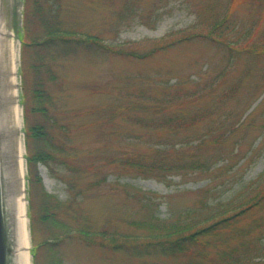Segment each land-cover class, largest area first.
<instances>
[{
  "label": "rangeland",
  "instance_id": "1",
  "mask_svg": "<svg viewBox=\"0 0 264 264\" xmlns=\"http://www.w3.org/2000/svg\"><path fill=\"white\" fill-rule=\"evenodd\" d=\"M156 1H136L141 15L121 21L124 0H53L63 27L75 32L66 37L77 40L25 52L19 34L38 42L44 32L29 11L24 29L23 0H0V23L17 55L31 264L33 247L44 241L54 247L42 249L36 264H180L179 258L121 251L110 239L143 235L130 222L144 219L149 210L169 220L196 207L203 196H210V202L226 200L264 169V0ZM213 1L221 8L233 1L236 36L249 44V51L242 44L233 47L234 60L214 40L178 44L145 59L113 52L147 51L170 32L193 24L198 3ZM86 35L97 37L98 44L83 42ZM40 63L37 76L52 97V126L45 140L25 135L28 124L43 121L28 112L31 101L24 95V87L30 88L35 79L33 65ZM211 83L213 90L203 97L155 102L176 89L188 93ZM162 109L195 120L177 127L154 126L149 120L163 114ZM227 115L225 130L209 128ZM158 135L175 136L176 146L168 147L196 153L204 167L162 174L133 169L129 161L152 154ZM51 145L52 152L46 147ZM37 148L58 158L36 162L30 170L26 157ZM31 171L39 183H30ZM44 193L61 203L56 218L64 230L43 212ZM146 198L152 199L149 207L142 205Z\"/></svg>",
  "mask_w": 264,
  "mask_h": 264
},
{
  "label": "trees",
  "instance_id": "2",
  "mask_svg": "<svg viewBox=\"0 0 264 264\" xmlns=\"http://www.w3.org/2000/svg\"><path fill=\"white\" fill-rule=\"evenodd\" d=\"M136 1L140 2V0H124L123 7L118 13L121 21L129 15H136V13L141 15L143 10L135 9L134 3ZM30 3H33L32 8L28 6ZM232 3L233 1L226 3L222 8L215 1L208 4L198 3L195 11L196 19L189 27L170 32L160 41L155 42L152 48L144 52L135 49H113V52L137 59H145L178 44L194 40H214L227 48L232 61L236 58L232 54L234 46L238 47L242 44L244 50L249 51L250 49L248 43L241 41V36H236L235 31L238 23L232 12ZM23 4L25 7L23 14L24 29L27 25V12L29 11L32 16L37 18L44 32V38L38 42L33 38H25L22 33L19 34L23 51L34 50L33 47L39 45L45 48L51 47L54 46L53 43L57 44V41L69 43L72 40H77L66 37L75 32L63 27L57 15L59 9L55 8L53 0H23ZM249 31V29H245L247 35ZM233 32L234 34H232ZM84 37L81 39L83 42L98 44L97 37L93 35ZM39 66L42 67L43 63L33 65L35 79L30 88L28 85L24 87V95H27V102L31 101V105L28 103V112L41 115L43 121L28 124L25 135L28 139L42 138L45 140V138L47 139V131L51 130L52 126L48 116L52 97L46 82L43 81L44 79L37 76L39 75ZM24 80H26L25 75L23 76ZM212 86V83L211 85H202L188 93L176 89L173 95L167 94L161 99H156L155 102L166 104L170 101L178 102L185 98L203 97L205 93L213 90ZM27 91H29L28 94ZM218 105L215 107L218 108ZM165 110L162 109L163 114L153 116L149 122L157 127L161 125L177 127L195 120V116L187 117V119L178 113L168 115ZM24 111H26L25 105ZM228 116L223 119L219 117L214 126L209 128L216 130V132L225 130L228 127L226 124ZM174 138L175 136L164 138L158 135L154 141V145L157 146L151 150L152 154L142 155L140 159H131L129 161L130 166L140 172L152 174L181 173L203 168V159L197 157L196 153L189 155L181 152V150L185 151L181 147L180 149H174V146L168 147L170 143L176 146V143H172ZM46 147L48 149L55 148L54 145ZM54 158L58 157L37 148L31 151L26 160L28 168L31 170L34 163L44 162L48 164ZM59 164L64 166L65 161L61 160ZM29 180L33 185L40 182L37 174L32 171ZM44 194L46 200H44L43 212H49L48 220L50 223L56 224L64 230L65 226L59 223L56 218L61 203L51 195ZM209 198L208 195L203 196L196 207L169 220L157 217L155 209L149 210V214L144 219L130 222L133 227L143 230V235H121L118 237L116 234L110 239L113 242L112 245L116 249L127 251L133 255L155 254L179 258L180 264H264V169L253 181L243 186L230 198L213 202H210ZM151 200V198H146V201L142 203L143 207H149ZM57 242L59 241L57 240ZM53 247L52 243L49 244L47 241L35 245L32 250L33 263H37L42 249H52Z\"/></svg>",
  "mask_w": 264,
  "mask_h": 264
},
{
  "label": "bare ground",
  "instance_id": "3",
  "mask_svg": "<svg viewBox=\"0 0 264 264\" xmlns=\"http://www.w3.org/2000/svg\"><path fill=\"white\" fill-rule=\"evenodd\" d=\"M17 55L0 23V208L4 264H31ZM7 250V251H6Z\"/></svg>",
  "mask_w": 264,
  "mask_h": 264
},
{
  "label": "water",
  "instance_id": "4",
  "mask_svg": "<svg viewBox=\"0 0 264 264\" xmlns=\"http://www.w3.org/2000/svg\"><path fill=\"white\" fill-rule=\"evenodd\" d=\"M0 191H1V186H0ZM2 234H3V232H2V228H1V208H0V264H4V262H3V250L6 249L4 247V243L2 240Z\"/></svg>",
  "mask_w": 264,
  "mask_h": 264
}]
</instances>
